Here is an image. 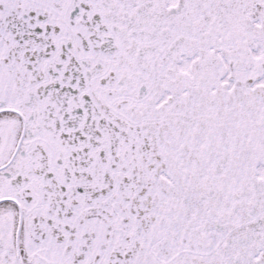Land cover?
<instances>
[{"label": "snow or ice", "instance_id": "1", "mask_svg": "<svg viewBox=\"0 0 264 264\" xmlns=\"http://www.w3.org/2000/svg\"><path fill=\"white\" fill-rule=\"evenodd\" d=\"M0 264H264V0H0Z\"/></svg>", "mask_w": 264, "mask_h": 264}]
</instances>
